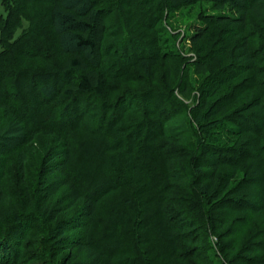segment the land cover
<instances>
[{"label":"rangeland","instance_id":"obj_1","mask_svg":"<svg viewBox=\"0 0 264 264\" xmlns=\"http://www.w3.org/2000/svg\"><path fill=\"white\" fill-rule=\"evenodd\" d=\"M121 1L115 0L112 6L119 7L118 15L112 12L106 18L109 28L102 46L105 53L102 62L107 76V98L101 100L93 94L79 99L89 98L92 107H95L92 115L100 114L102 104L107 103V109L110 111L114 110V105H123L121 116L125 115V124H128L131 118L140 120L145 108L150 109L154 126L163 130L156 138V147L159 145L163 152L159 150L157 155L147 153L134 158L119 151L113 156L115 152H98V155L94 152L91 159L79 156L74 167L68 168V172H71L68 177L71 184L80 182L84 188L93 185L108 186L105 192L97 196V211L92 220L81 219L83 200L73 205L63 197L67 192L65 187L60 189L51 203L45 202L40 193V188L53 182L54 178L47 173L50 172L51 161L60 159L57 157L65 146L64 134L52 132L53 130L47 127L28 141L23 148L28 158L23 180L15 158L0 156V189L4 194L0 203V243L6 239L3 241L6 245L5 254L13 259L17 256V259L10 260L8 264H70L71 262L67 261L73 257V261L80 260L82 256H77L76 260V253L74 250L69 252V249L71 241L82 238L83 233L86 234V239L89 237L96 242V249L103 253V264H170V261L174 264H183L185 261H190V264H229L232 260L235 262L242 248L249 244L256 228H264V217L260 218L261 220L256 219L258 216L255 212L236 211L230 207V204L235 202L230 201L229 189L242 185V180L247 177L245 169L249 159L238 161L239 168L234 178V172H231L229 167H222L216 174V183L211 184L210 169L204 166L205 160L198 158V146L201 141L199 133L197 132L194 138V130L189 127V121H193V128H198L199 123L204 121L200 114L193 118V112H196L194 107L202 97L204 87L208 88L205 83L217 72V67L227 65L232 57L240 53L237 46L242 35L232 36L227 33L225 26H219L218 30L222 33L217 34L212 41H218L219 50L223 51L212 62L213 71L207 70L203 74H197L193 69L186 68L191 61L197 59L199 50L188 41L187 33L198 14L203 11L205 14L213 12L212 7H209L210 2L198 0L199 3L189 4L185 9H180V14L168 18L167 12L160 11L158 7L161 0H131L132 5L128 8H124L120 4ZM99 2L100 7H107L108 0ZM162 3L166 6L164 1ZM260 3L264 8V0ZM27 12H31L30 8ZM0 15H5L1 0ZM73 23L63 22L65 33L76 32L71 28ZM113 28L116 32L111 33ZM242 31L249 36L248 45L251 52L254 49L259 50L261 45L264 46V17L257 20L247 16ZM210 36L211 32L206 42L201 44L206 50L211 47ZM152 38H155L154 43H148ZM221 38L223 45L219 43ZM141 40H144L143 44L147 42L149 48L144 51L143 57H137L142 48ZM74 43V40L69 38L56 42L52 48L50 43L45 42V56L31 57L28 60L35 64L36 70L45 67L68 70L71 69L69 61L78 58L83 64L82 69L79 68L78 71H85L93 66L92 57L87 49L76 48ZM132 51L138 54L131 57L138 64L128 66L130 71L125 76H114L118 69L114 63L116 56L122 59L124 53ZM223 53L226 54L222 55ZM254 53L257 56L255 67H264V52ZM46 63H49V66H45ZM256 76L257 79H264V74ZM245 78L247 76L244 74L233 81L229 88L218 89L216 96L209 101L220 97L219 95L234 93L231 90L243 83ZM183 87L187 89V98L179 95ZM161 93L169 94V100L165 101L160 109H156L152 106L153 103L158 104L161 101ZM244 94L246 100L250 101L256 92L249 89ZM241 102L239 97L236 98L230 106L225 107L224 112L213 119L224 120ZM69 103L72 102H57L53 108H57L58 114L61 115ZM68 107H73L71 111L75 109L72 105ZM82 108L83 105H79L76 110L81 112ZM1 111L0 109V122L3 114ZM250 111L254 113L256 110ZM119 116L117 114L115 119H119ZM201 125L205 130L204 124H200L199 130ZM128 130L129 126L117 135H128ZM189 135L195 142L193 140V143L188 145ZM214 135L217 137H211V141L223 140L216 132ZM88 137L87 133L78 132L71 135L70 139L88 152L92 139L101 141V138L96 136H90L91 140H88ZM232 141V147L246 142L256 145L258 142L255 140L251 143V138L242 139L237 143ZM101 170L109 175V178L106 179L103 174L99 177L97 174ZM224 179H230L232 182L231 188L223 192L221 182ZM113 181L119 183L111 185L110 182ZM163 184H167L168 189L160 195ZM261 189L262 185L259 184L257 189L250 190L249 195L257 198ZM85 192L86 189H83L80 193L83 196ZM52 213L55 214L53 221ZM102 214L106 219L105 226L99 223ZM256 221L258 225H254ZM104 230L107 231L106 235ZM170 232L176 236L173 240L175 248L168 246L167 235ZM11 246L16 249L15 253ZM1 249L5 248L0 244ZM68 256H71L69 260ZM2 260L4 261V258Z\"/></svg>","mask_w":264,"mask_h":264},{"label":"trees","instance_id":"obj_2","mask_svg":"<svg viewBox=\"0 0 264 264\" xmlns=\"http://www.w3.org/2000/svg\"><path fill=\"white\" fill-rule=\"evenodd\" d=\"M99 1L1 0L5 15H0V109L3 112L2 121L0 122V156H13L15 158L16 166L23 180L28 160L27 153L23 148L28 141L36 133L47 127L53 130L52 132L64 134L65 146H63V151H60L62 153L57 157L60 159L58 161L56 159L57 162L54 161L55 159L51 163L49 162V169H51L47 175L54 178L53 182L48 183L44 188H40V193L45 202L51 203L60 189L65 187L67 192L63 197L71 201L73 205L83 200L80 215L82 216L81 219L87 220L93 219L97 211L95 202L97 196L105 192L108 186L93 185L84 188L80 182L71 184L68 178L71 172H68V168L69 166L74 167L79 156L91 159L94 152L96 155L100 154L98 152H101V154L103 152H115L112 154L113 156L118 153L116 151H119V153L132 155V158H134L147 153H155L157 155L159 150L162 151L159 145L156 147V138L163 130L161 127L157 128L154 126V119L150 118V109L146 110L145 108L144 114L141 115L143 118L140 120L136 121V118H131L128 124H125V115L121 116L123 105H114V110L110 111L107 109V103L102 104L100 114L92 115L95 107H92L93 105L89 98L79 99L96 94L102 100L107 98L108 95L106 89L107 76L102 62L105 53L102 50V46L109 28L106 18L112 12L117 13L119 7H112L115 0H108L106 3L107 7L104 5V8L100 7ZM130 1L122 0L120 4L124 8H128L132 5ZM150 1L154 2V0ZM162 1H164L166 6H164ZM206 1L210 2L211 5L209 7H212L211 10L213 12H206L207 14H205V11L201 12L197 15L198 17L195 16L197 19L189 26L192 32L188 30V41L194 48H199V50L196 54L197 59L191 61L186 68L188 70L190 68L193 69V72L197 74H203L207 70L213 71L214 64L212 62L223 51L219 50L218 41H212L213 38L217 37V34L222 33L221 30H218L219 26H225L227 33L232 36L238 37L242 35L237 46L240 53L232 57L227 65L221 68L217 67V72L206 81L205 85L208 88L204 87L202 90V97L200 96L201 98H199L196 107H194L196 112L191 110L194 114L193 118L196 114H200L204 121L199 123L198 128H193V121H189V127H191L190 130H194V138L197 132L199 133L201 141L198 146V158L201 161H206L204 166L210 169L209 179L211 184L216 183V174L222 167H229L232 170L231 172H234L232 177L234 178L239 168L237 165L238 161L249 159L245 169L247 177L242 180V185L229 189L232 181L224 179L221 182V186L223 192L230 190V201L235 202L230 204L233 210L255 212L258 216L256 219H260L264 217V159H262L264 158V141H262L264 140V79H257L256 74H264V67H259L258 69L255 67L257 56H255L254 52H264V46L261 45L259 50L255 51L254 49L251 52L248 45L249 36L243 33L242 30L243 26L246 25L247 16L261 20L264 17V8L259 5L261 0ZM197 2L199 3L198 0H161L158 7L160 11L167 12L168 18H171L176 16V14H180V9H185L189 4ZM33 6L35 8H32ZM29 8L30 13L27 12ZM103 9L105 10L103 11ZM155 13L154 11V17ZM162 13L161 16L163 15ZM63 22L67 24L74 22V26L71 28L76 32L65 33V27L62 28ZM112 32H116L114 28L111 30ZM210 32L211 47L206 50L201 44L206 42ZM69 38L74 40L76 48L89 51L94 63L93 66L91 65L87 70L84 71L83 69L79 72V68L82 69V61L78 58H72L69 61L71 69L62 70L58 67L47 69L45 67V69L36 70L34 68L35 64L29 62L28 59L31 57L45 56L43 53L44 47H46L45 42L50 43L53 48L56 42H63ZM154 40L155 38H152L147 42L154 43ZM142 42L144 40H141L142 48L141 52L138 53L139 55L133 51L124 53L123 61L116 56L114 63H116L115 66L118 69L115 71L114 76L123 77L130 71L128 66L133 67L138 64L131 57L136 55H138L137 57H143L144 51L149 48V45L147 42L144 44ZM219 43L224 44L222 38L219 39ZM224 54L226 53L222 55ZM45 66H49V63H46ZM244 74L247 78L243 79V83L241 82L236 87L234 86V89L231 90L234 93L219 95L220 97L209 101L216 96L218 89L229 88L233 81ZM247 82L249 84H246ZM249 89H254L256 95L252 100L247 101L244 93ZM161 95V101L158 104L153 103L152 107L160 109L164 102L169 100V94L161 93ZM179 95L187 98V89L183 87ZM238 97L242 101L241 105L234 109L228 117L221 121L213 119L224 112L225 107L230 106L232 101ZM57 102L59 104L72 103H69L62 114L59 115L58 109L53 108V105ZM71 105L75 106L73 111H71L73 107H68ZM79 105H83L81 112L76 110ZM251 109L256 111L251 113ZM125 112L124 110L123 113ZM113 114L115 115L113 116ZM117 114L120 115L119 119H115ZM7 118L9 119L7 120ZM73 122L75 123L72 124ZM200 124H204L205 130L202 125L201 130H199ZM207 124L209 127L206 126ZM127 126H129L128 135L118 136L117 134L127 130ZM119 131L120 133H118ZM78 132L87 133L89 136L88 140H91L90 136H96L101 138V141L96 142V140L92 139L91 149L86 152L70 139L71 135ZM215 132L223 137V140L218 142L215 140L211 141V137H217L214 135ZM194 138L189 135L187 139L188 145L192 144L193 140L195 142ZM249 138H251V143L255 140L258 141L257 144H252L253 147L248 142L237 147L230 145L233 142L232 140L237 143L242 139ZM76 142L79 141L76 140ZM98 163L101 162L98 161ZM101 166L103 167V164ZM102 174L106 179L109 178V175H106L103 170L97 175L100 177ZM110 183L114 185L115 181ZM118 183L119 181L115 184ZM259 184L262 185L260 194L257 198L251 197L249 195L250 190L257 189ZM83 189H86V192L82 196L80 192ZM167 189V184H163L160 189V195L164 194ZM3 197L4 194L0 189V203ZM51 219L52 221L55 219L54 213H52ZM100 222L104 226L107 224L103 214L99 218ZM254 225H258L257 221ZM103 233L106 235L107 231L104 230ZM82 235L84 238L79 237L71 241L69 249V252L74 250L76 253V260L78 259L77 256H82V258L73 261L75 259L73 257L67 262H71L70 264H103L101 259L103 253L98 252L96 249V242L94 241V243L89 237L86 239L85 233ZM175 238L174 234L168 233L167 239L170 248H175L173 244ZM4 240L0 243L5 248L0 250V264H8L7 262L10 260L17 259V256H14L13 259L6 255ZM12 248L13 253H15L16 249ZM239 253L240 255L237 256L238 258L235 262L232 260L229 264H264V228H256V232L249 244L244 246ZM172 255H174L173 252ZM71 256H68L67 259L69 260ZM3 258L4 261L2 260ZM189 262L185 261L183 264H190ZM170 264L174 263L170 261Z\"/></svg>","mask_w":264,"mask_h":264}]
</instances>
